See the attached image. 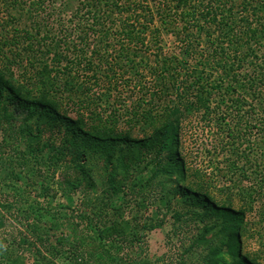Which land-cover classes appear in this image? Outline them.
<instances>
[{
    "label": "trees",
    "instance_id": "obj_1",
    "mask_svg": "<svg viewBox=\"0 0 264 264\" xmlns=\"http://www.w3.org/2000/svg\"><path fill=\"white\" fill-rule=\"evenodd\" d=\"M59 1L0 0V131L26 167L0 163V259L145 264L118 253L144 245L126 210L152 192L213 233L202 264H261L243 237L264 220V0ZM190 126L205 164L182 153Z\"/></svg>",
    "mask_w": 264,
    "mask_h": 264
},
{
    "label": "rangeland",
    "instance_id": "obj_2",
    "mask_svg": "<svg viewBox=\"0 0 264 264\" xmlns=\"http://www.w3.org/2000/svg\"><path fill=\"white\" fill-rule=\"evenodd\" d=\"M78 4V0H61L57 3V8L60 9L63 16L69 18L74 13ZM184 135V149L182 153L191 166L198 164H205L207 158L204 154H200V142L206 143V137L196 135L192 126L186 130ZM3 135L0 131V163L5 164L11 162V169L13 175L17 177L25 176L26 167L21 162L20 158L13 153V149L5 147L2 142ZM205 140V141H204ZM9 170L0 168V201L12 202L15 199V191L17 188L11 184H16L15 180L10 181L13 176H7ZM148 176V175H146ZM144 175L143 178L146 177ZM24 178V177H23ZM59 176H55V181L59 180ZM25 180V179H24ZM17 186V185H16ZM12 191L13 193H9ZM75 204L80 205L81 194L79 193L78 199L75 197ZM133 204V203H132ZM130 205L126 210L127 218L137 215V222L141 225L155 223L157 220H162L161 226H157L153 230H142L140 225L139 232L142 235L141 240L145 241L141 249L123 248L124 250L118 253L124 261H135L136 263L143 262L145 264H202L205 260L211 257V246L213 245V233H207L203 230V225L189 218L183 212L185 208L180 204L179 196H170L169 201L157 196V193L148 195L147 201L140 207V209H131ZM135 210V211H134ZM137 212V213H136ZM174 212H179L182 217L179 221L175 220L172 215ZM13 223L9 221L6 224L5 231L2 230L1 234L7 236L10 245V250H15L16 245L11 241L9 233ZM157 224V223H156ZM15 232V231H14ZM14 236H17L16 232ZM3 242V241H2ZM194 243V245H193ZM192 246V253L185 256L184 250ZM243 252L247 254H257L260 258L261 264H264V220L262 219L261 212L254 210L249 217L247 224V233L243 237ZM24 256V255H23ZM225 260L230 261L228 255L223 256ZM0 264H5L3 259H0ZM26 264V262H25Z\"/></svg>",
    "mask_w": 264,
    "mask_h": 264
}]
</instances>
